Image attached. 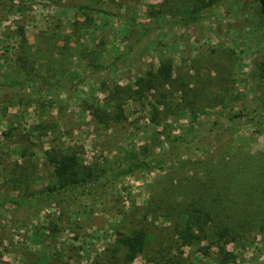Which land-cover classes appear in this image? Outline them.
<instances>
[{
	"label": "rangeland",
	"instance_id": "obj_1",
	"mask_svg": "<svg viewBox=\"0 0 264 264\" xmlns=\"http://www.w3.org/2000/svg\"><path fill=\"white\" fill-rule=\"evenodd\" d=\"M259 4L0 0L1 202L65 189L56 151L109 171L144 146L165 156L150 172L105 174L93 195L67 190L73 205L20 204L13 219L0 209V264H264ZM139 232L141 247L125 243Z\"/></svg>",
	"mask_w": 264,
	"mask_h": 264
},
{
	"label": "trees",
	"instance_id": "obj_2",
	"mask_svg": "<svg viewBox=\"0 0 264 264\" xmlns=\"http://www.w3.org/2000/svg\"><path fill=\"white\" fill-rule=\"evenodd\" d=\"M237 1H241V0H237ZM259 10H260V14L262 15V24L264 25V9L261 4V1L259 4ZM194 19L195 18H190V20L192 21H194ZM45 38L47 41L48 39L47 34H45ZM24 53L25 52L23 51V55H26ZM48 66L50 67L52 66V64L48 62ZM262 73L264 76V67L262 68ZM169 75H170V69L167 67V65L163 64V66H161L158 70H156L153 76L156 78V81H158L157 83L164 84L165 82H168L170 80ZM96 79L98 81V78ZM38 83L39 82H30V80L25 81V84L29 85L30 87L34 86L35 84L39 85ZM157 83L151 84L150 81H148L146 86L153 85L152 87H156V85H158ZM121 91L122 90L120 89L111 92V97H112L111 100L113 103L117 105L122 103V99L119 98ZM259 110L260 112H263L264 108L260 107ZM259 110L257 107V109H255V112H258ZM252 120L253 119H251V121ZM257 121L258 123L262 122V120H257ZM195 131L196 130L192 131V137H194L193 135ZM187 139H188L187 136L183 137L181 140L178 139L177 141L176 139H174V141L170 145L169 152L170 153L172 151L175 152L174 151L175 149L179 150L180 149L179 144L182 143L181 141H186ZM145 149L146 146L140 148L138 154L134 156L131 161L111 171L108 170L109 169L108 167L99 163H93L89 166H83L77 163L76 157L74 155L69 156L67 154L59 153L58 151H56L54 154L55 156H53V158L56 159L55 173L57 174L56 176L57 182L60 187H65V189L60 190L54 188L53 186L51 187L47 186L45 189L42 190L41 196H37L36 198H34L35 202L31 201L30 197H28L30 194H26L24 196H21V198L16 202L5 204L0 201V209L2 213L4 212L5 214L7 213L6 215H11V218L13 219L14 214L16 213L17 210L16 207L19 206L20 204L36 203L39 207L40 204H43V202H49L52 200L54 201V203L56 202L58 205L61 204H63L64 206L73 205L74 199L77 198V193L73 194V197H71V194H69L68 191L77 187L78 185H79L78 188L82 186L80 188L82 191L84 190L82 194L86 193L87 195H93L94 194L93 192L97 193L96 191L101 189L102 184H107V182H104L106 179H103L105 178L104 176L105 174L119 177L122 175L131 174L137 170H145L150 172L160 168L164 163L165 156L161 154L160 156L153 155L151 157H146L143 154ZM0 169H1L0 171L3 170L1 166ZM28 173L29 172H27L26 170L24 172L22 170L17 178V181L13 179L15 181L14 183L17 184L18 182L21 187H23L24 185H28L27 184L29 183ZM164 191H166L167 196L168 194L172 195L168 188L167 189L165 188ZM73 192H78V190ZM91 199L93 202L96 201L94 197H91ZM188 205H193V201L190 200ZM156 206H159V208L161 209V203H156ZM144 239L145 236L142 234V232H139L133 236L126 237L125 243L128 245L137 244L139 247H141L142 244H144Z\"/></svg>",
	"mask_w": 264,
	"mask_h": 264
},
{
	"label": "water",
	"instance_id": "obj_3",
	"mask_svg": "<svg viewBox=\"0 0 264 264\" xmlns=\"http://www.w3.org/2000/svg\"><path fill=\"white\" fill-rule=\"evenodd\" d=\"M260 1H261L262 6H263V9H264V2H263V0H260Z\"/></svg>",
	"mask_w": 264,
	"mask_h": 264
}]
</instances>
